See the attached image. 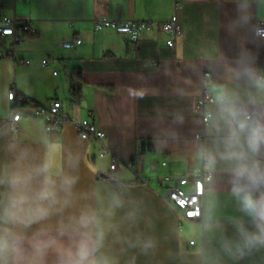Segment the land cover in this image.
Returning a JSON list of instances; mask_svg holds the SVG:
<instances>
[{
	"label": "crops",
	"instance_id": "obj_1",
	"mask_svg": "<svg viewBox=\"0 0 264 264\" xmlns=\"http://www.w3.org/2000/svg\"><path fill=\"white\" fill-rule=\"evenodd\" d=\"M4 17L29 22L33 33L15 45L11 59L0 60V178L48 160L58 193L46 219L11 226L19 252L4 264H75L82 240L91 249L89 264H264V247L244 255L224 250L225 240L238 238L237 220L251 224L231 193L228 168L205 167L199 158L215 135L196 106L204 93L212 97L213 118L218 98L227 94L250 111L264 112V94L245 75L249 69L264 75V39L255 35L264 22V0H0V25ZM172 18L182 34L169 48L170 36L156 25ZM98 19L153 27L132 42L96 32ZM75 39L81 45L62 47ZM11 49L9 39L0 43V52ZM43 59L49 69L41 67ZM73 86L79 90L76 103L70 99ZM11 91L42 106L60 101L72 123L92 121L104 143L80 140L72 124L46 133L30 109H20L11 131ZM142 141L154 150L140 154ZM102 147L109 154L100 158ZM112 158L119 164L115 171ZM255 158L264 164V148ZM201 171L211 174L202 219L184 221L165 201L163 179ZM66 177L75 181L67 190ZM109 179L130 184L112 186ZM6 191L0 185V200ZM81 216L95 221L85 229Z\"/></svg>",
	"mask_w": 264,
	"mask_h": 264
},
{
	"label": "clouds",
	"instance_id": "obj_2",
	"mask_svg": "<svg viewBox=\"0 0 264 264\" xmlns=\"http://www.w3.org/2000/svg\"><path fill=\"white\" fill-rule=\"evenodd\" d=\"M245 75L257 92L264 94V75H258L252 69ZM210 126L215 140L210 147L202 146L198 155L205 167L215 168L222 163L230 172L231 193L251 228L237 220L238 238L225 240L223 247L230 255H244L264 247V164L255 158L264 148V112L250 111L224 94L218 98V110L211 118ZM35 180H39V184L33 188ZM74 182L66 177L63 185L67 190ZM0 185L7 188L0 200V264H4L9 254L19 252V242L11 226L46 219L57 203L58 193L52 163L48 160L35 168L14 171L0 178ZM94 221L95 216L80 218L85 229ZM101 236L98 234V238ZM90 256L88 241L82 240L77 245L75 264H89Z\"/></svg>",
	"mask_w": 264,
	"mask_h": 264
},
{
	"label": "built area",
	"instance_id": "obj_3",
	"mask_svg": "<svg viewBox=\"0 0 264 264\" xmlns=\"http://www.w3.org/2000/svg\"><path fill=\"white\" fill-rule=\"evenodd\" d=\"M96 32L110 31L119 36L127 37L130 41L135 42L138 40L139 35L143 31H149L152 29V23L139 22V21H111L108 19H98L93 24ZM157 29L164 34L170 36L167 40V47L171 48L175 44V39L181 36L182 28L177 22L176 18H172L169 21L159 23L156 25ZM33 33L29 22L19 21L14 18L4 17L0 25V43L10 40L12 43V49L9 53L0 52V60L11 59V55L14 51L15 45L21 42L27 35ZM255 35L257 38L264 39V22H259L255 28ZM81 45L79 39L63 43L62 47L66 50H70L75 46ZM22 66H29V61H20ZM41 67L44 69L50 68L49 59H43L41 61ZM56 76L57 72H53ZM208 75H205L207 78ZM8 100L15 105V111L12 117V121L9 124L11 131H16L17 123L20 121V109H30L32 118L40 121L44 127L46 133L58 134L62 129L72 124L78 134V137L82 141H91L99 145H102L105 140L104 133L97 128V126L90 120H81L75 123L69 119L68 115L63 111V105L60 101H53L48 105L42 106L32 102L15 91H11L8 94ZM215 104L214 99L208 96L206 93L197 102V110L202 113L201 121L204 126L210 123L212 112L210 108ZM109 151L106 147H102L99 153V157L103 158L108 155ZM119 166L115 158H112L110 166L111 171H115ZM128 168L131 166L128 165ZM211 174L201 171L195 175L184 176L180 179H171L166 177L163 182L168 184L165 201L176 211V213L184 221L192 222L199 221L203 215V204L205 197L206 184L210 181ZM188 187V191H184L183 188ZM194 213H198L194 214ZM191 246L194 243H190Z\"/></svg>",
	"mask_w": 264,
	"mask_h": 264
},
{
	"label": "trees",
	"instance_id": "obj_4",
	"mask_svg": "<svg viewBox=\"0 0 264 264\" xmlns=\"http://www.w3.org/2000/svg\"><path fill=\"white\" fill-rule=\"evenodd\" d=\"M70 99L74 103H76V102L79 101V90L76 88V86H73L71 88ZM153 150H154V147H153V145H152L151 142H149V141H142V143L140 145V154H144L146 152H152ZM139 155H137L136 158L131 161V165L134 168H137ZM99 179H101V178L99 177ZM108 182L112 186H117V185H122V184L123 185L130 184V183L118 182V181H115V180H112V179H109Z\"/></svg>",
	"mask_w": 264,
	"mask_h": 264
},
{
	"label": "water",
	"instance_id": "obj_5",
	"mask_svg": "<svg viewBox=\"0 0 264 264\" xmlns=\"http://www.w3.org/2000/svg\"><path fill=\"white\" fill-rule=\"evenodd\" d=\"M101 178H102V179H107V177H106V176H104V175H101Z\"/></svg>",
	"mask_w": 264,
	"mask_h": 264
},
{
	"label": "rangeland",
	"instance_id": "obj_6",
	"mask_svg": "<svg viewBox=\"0 0 264 264\" xmlns=\"http://www.w3.org/2000/svg\"><path fill=\"white\" fill-rule=\"evenodd\" d=\"M67 107H70V108H72V107H73V108H75V106H69V105H68Z\"/></svg>",
	"mask_w": 264,
	"mask_h": 264
}]
</instances>
